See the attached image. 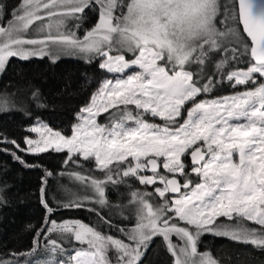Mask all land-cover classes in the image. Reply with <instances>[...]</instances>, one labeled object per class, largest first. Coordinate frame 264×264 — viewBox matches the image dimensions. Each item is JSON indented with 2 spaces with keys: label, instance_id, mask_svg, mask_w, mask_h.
<instances>
[{
  "label": "snow or ice",
  "instance_id": "snow-or-ice-1",
  "mask_svg": "<svg viewBox=\"0 0 264 264\" xmlns=\"http://www.w3.org/2000/svg\"><path fill=\"white\" fill-rule=\"evenodd\" d=\"M6 7L0 0V73L10 58L74 56L111 75L79 108L70 134L42 121L20 142L0 133V153L25 167L38 166L25 156L63 154L55 174L65 181L53 204L46 186L54 173L45 171L46 215L32 245L0 252V264H143L155 239L171 264H219L199 250L206 234L264 251V0H20L10 13ZM89 14L97 21L81 35ZM223 87L234 91L213 95ZM9 110H17L15 99L0 96V112ZM110 186L130 190L134 226L109 215ZM7 187L0 186V202ZM65 211L95 221L58 220Z\"/></svg>",
  "mask_w": 264,
  "mask_h": 264
},
{
  "label": "trees",
  "instance_id": "trees-1",
  "mask_svg": "<svg viewBox=\"0 0 264 264\" xmlns=\"http://www.w3.org/2000/svg\"><path fill=\"white\" fill-rule=\"evenodd\" d=\"M3 3L10 13L20 0H3ZM103 77L105 73L98 68V62L61 58L53 63L46 57L29 60L10 58L0 73V96L11 94L17 110L0 112V133L20 142L28 126L42 121L54 130L69 134L77 111L89 101ZM37 89L39 99H33L31 93ZM233 91L223 87L213 95H226ZM106 115L99 117L98 122H105ZM62 156L57 153L42 154L39 158L25 156L28 162L38 165L25 167L9 155L0 153V186H8L6 202H0V252H23L31 247L35 230L46 215L40 199L46 170L54 173L47 178L49 199L54 204L64 195L62 184L65 181L55 174L62 169ZM141 187L135 185V189ZM129 194L130 190L125 187L116 189L110 186L107 190L108 199L114 205L109 215L118 223L121 217H125L121 227L134 225L135 208L129 204ZM67 217L80 218L88 223L95 221V217L84 211L61 212L57 219ZM199 250L210 251L219 264H264V251L209 234L201 238ZM143 264H171V257L159 239L151 243Z\"/></svg>",
  "mask_w": 264,
  "mask_h": 264
},
{
  "label": "rangeland",
  "instance_id": "rangeland-1",
  "mask_svg": "<svg viewBox=\"0 0 264 264\" xmlns=\"http://www.w3.org/2000/svg\"><path fill=\"white\" fill-rule=\"evenodd\" d=\"M219 2H220V4L223 6L224 4H226V3H228L229 2V0H219ZM221 11H223V8L221 9ZM223 17L221 16L219 19H222ZM96 21H97V16H93V14H89L88 16H87V18H85L82 22H81V31H80V34L82 35V33H83V30H85V29H89V28H91L92 26H94V24L96 23ZM218 27H223V25H221V24H219L218 23ZM47 58V57H46ZM61 58H69V59H76V60H80V61H84L82 58H80V57H74V56H64V57H61ZM60 58V59H61ZM49 59V58H48ZM50 60V59H49ZM104 72V71H103ZM105 73V77H103V78H106L107 76H109V75H111V74H107L106 72H104ZM98 85H99V83H98ZM98 85H97V87H98ZM158 120V119H157ZM76 122V121H75ZM74 122V123H75ZM70 134V133H69ZM129 196H130V194H129ZM134 222H135V217H134ZM134 226V225H133ZM132 227V226H131ZM209 235H211V234H209ZM211 236H214V235H211ZM217 237V236H216ZM221 238H225V239H228V238H226V237H221ZM228 240H230V239H228Z\"/></svg>",
  "mask_w": 264,
  "mask_h": 264
},
{
  "label": "water",
  "instance_id": "water-1",
  "mask_svg": "<svg viewBox=\"0 0 264 264\" xmlns=\"http://www.w3.org/2000/svg\"><path fill=\"white\" fill-rule=\"evenodd\" d=\"M257 2L259 3V2H261V0H257Z\"/></svg>",
  "mask_w": 264,
  "mask_h": 264
}]
</instances>
